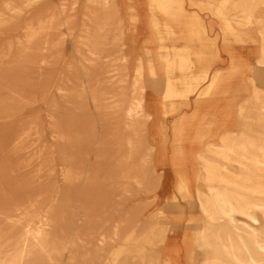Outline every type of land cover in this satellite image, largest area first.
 Wrapping results in <instances>:
<instances>
[{"label":"bare ground","instance_id":"obj_1","mask_svg":"<svg viewBox=\"0 0 264 264\" xmlns=\"http://www.w3.org/2000/svg\"><path fill=\"white\" fill-rule=\"evenodd\" d=\"M41 1L0 0V28ZM23 29L0 91L45 64L38 53L62 29L75 36L85 81L67 94L90 101L101 138L80 122L58 138L72 150L114 147L96 156L112 163L103 183L151 200L117 223L99 218L108 200L95 202L83 229L34 203L0 208V264H264V0H61ZM62 175L88 204L99 170L66 158ZM194 207L196 230L178 242L176 224Z\"/></svg>","mask_w":264,"mask_h":264},{"label":"rangeland","instance_id":"obj_2","mask_svg":"<svg viewBox=\"0 0 264 264\" xmlns=\"http://www.w3.org/2000/svg\"><path fill=\"white\" fill-rule=\"evenodd\" d=\"M60 1L43 0L14 25L0 28V49L5 51L9 43L12 45V53L0 57V74H6L15 66L14 59L18 56L15 52L21 51L23 42V27ZM81 22L82 17L78 13L74 23L76 28ZM65 32L62 29L54 38L56 48L53 51L38 53L37 58L45 59V64L29 65L21 76L22 81L18 79L15 83L10 79L0 91V208L15 209L20 204L34 203L41 210L64 213L68 229L74 225L83 229L87 225L84 214L87 209L95 202L104 204L108 200L99 218L109 217L112 223H117L130 209L150 202L151 196L134 185L131 186V193L121 194L113 190L110 181L103 183L102 176L112 163L99 161L96 156L103 152H115L114 147L95 144L72 150L58 138V132L65 131L66 125L74 122L82 123L84 129L90 127L95 130L97 140L101 138L102 131L100 115L94 111L90 101L77 103L68 97L69 87L79 88L85 80L77 64L79 56L75 36L68 37ZM13 86L17 93H11ZM59 87L66 90L58 91ZM21 130L28 132L27 137L21 142L15 141ZM66 158L78 169L91 166L99 170V180L88 200L89 205L84 201L80 184L69 186L63 180ZM103 189L108 191L106 196L101 193ZM161 200L165 202L166 198L161 197ZM154 206L151 204L149 210L153 211ZM199 218L196 207L185 210L176 224L178 242L184 235L192 236L196 230V226L190 225L188 220ZM92 242L96 244L95 240ZM86 249H91V246Z\"/></svg>","mask_w":264,"mask_h":264}]
</instances>
